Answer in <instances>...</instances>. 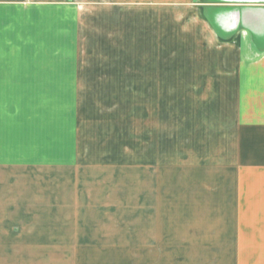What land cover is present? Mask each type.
I'll return each instance as SVG.
<instances>
[{"label":"crops","instance_id":"1","mask_svg":"<svg viewBox=\"0 0 264 264\" xmlns=\"http://www.w3.org/2000/svg\"><path fill=\"white\" fill-rule=\"evenodd\" d=\"M95 97L185 100L183 201L134 235L66 200ZM0 264H264V0H0Z\"/></svg>","mask_w":264,"mask_h":264},{"label":"rangeland","instance_id":"2","mask_svg":"<svg viewBox=\"0 0 264 264\" xmlns=\"http://www.w3.org/2000/svg\"><path fill=\"white\" fill-rule=\"evenodd\" d=\"M184 101L133 97L78 100L72 116L80 142L73 176L78 193L75 202H68L72 195L66 197L67 203L76 204L73 217L99 226L98 234L109 230L111 234L134 235L135 220L142 218L141 214L149 213L160 222L167 218L171 207H178L182 195L172 196L166 185L172 169L187 167L183 166L187 152L181 148L182 142L167 141L169 135L174 133L178 137L182 132ZM137 126L139 130L153 129L161 136V142L155 145H151L146 132L141 136L142 162L135 155ZM136 166L141 167L140 171ZM151 172L158 177L153 182ZM153 184V194L147 196V188ZM178 213L182 217V211ZM70 217L69 213L63 216ZM75 230L67 233L80 234Z\"/></svg>","mask_w":264,"mask_h":264}]
</instances>
